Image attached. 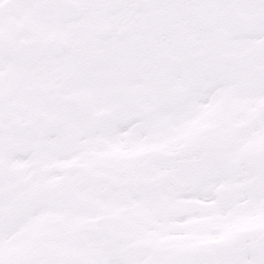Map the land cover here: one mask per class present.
<instances>
[{"label":"snow or ice","instance_id":"snow-or-ice-1","mask_svg":"<svg viewBox=\"0 0 264 264\" xmlns=\"http://www.w3.org/2000/svg\"><path fill=\"white\" fill-rule=\"evenodd\" d=\"M0 264H264V0H0Z\"/></svg>","mask_w":264,"mask_h":264}]
</instances>
